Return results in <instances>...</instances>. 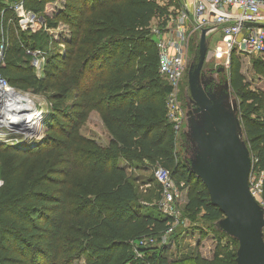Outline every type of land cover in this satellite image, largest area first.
<instances>
[{
	"label": "trees",
	"instance_id": "obj_1",
	"mask_svg": "<svg viewBox=\"0 0 264 264\" xmlns=\"http://www.w3.org/2000/svg\"><path fill=\"white\" fill-rule=\"evenodd\" d=\"M47 1L22 0L25 9L43 17L46 28L56 27L60 18L68 24L71 37L62 40L65 50L50 53L43 76H37L26 48L43 49L49 42L58 46L60 41L48 40L42 25L35 24L8 41L0 65L10 86L50 91L52 101L43 138L28 145L0 142V264L65 263L84 253L92 264H113L127 248L130 252L119 264H168L149 240L163 239L173 217L140 202L142 183L119 159L129 166L134 160L164 164L171 176L185 178L186 211L202 210L204 218L217 220L222 210L204 189L195 187L192 173L186 174L177 160L166 118L170 88L159 77L149 26L163 17L165 8L154 0H75L66 2L65 12L49 18L40 14ZM8 20L0 16V41L9 39ZM234 55L231 86L239 100L253 169L264 172V91L246 88ZM259 109L261 114L253 116ZM91 110L100 114L110 134L106 147L76 138ZM77 173L84 175L83 187L73 182ZM150 181L156 182L160 196V184L154 176ZM68 185L72 192L66 190ZM233 252L226 253L229 264H236ZM184 264L218 263L196 255Z\"/></svg>",
	"mask_w": 264,
	"mask_h": 264
},
{
	"label": "rangeland",
	"instance_id": "obj_2",
	"mask_svg": "<svg viewBox=\"0 0 264 264\" xmlns=\"http://www.w3.org/2000/svg\"><path fill=\"white\" fill-rule=\"evenodd\" d=\"M0 15L12 16V22L8 30L9 39H5L6 43L15 38L22 29L19 27L18 17L13 16L11 9L12 1L14 0H0ZM75 0H50L45 3V7L41 15H47L49 18L65 12L67 6L66 2L74 4ZM157 4L165 8L166 13L163 19H154L150 23V30L155 26L165 25V19L170 22L174 19L176 14L181 10L183 2L187 0H154ZM8 4V5H5ZM4 12V14H2ZM168 15H170L168 17ZM14 20V21H13ZM60 18L56 27L49 28L45 31L48 35V40L53 39L58 46L49 42L43 47L47 50V59L50 58V53L55 49L59 52L65 50L64 38H70V28L68 24ZM35 25V24H33ZM44 31V30H43ZM38 32V33H37ZM151 32V31H150ZM41 35L42 31H36ZM153 40L157 41V37L151 32ZM221 34L216 32L213 36L206 38L204 49L200 50L199 39L200 34H196L190 39L187 47L185 70L183 77L179 83L178 91L176 94L177 106L179 111L177 113L178 121L177 127L175 121L168 120L175 139V151L177 160L184 166L183 170H189L192 173L194 185L197 189H204L207 193L209 201L214 203L222 210V216L217 220H210L203 217L202 210H189L186 211V204L188 202V189L189 183L185 178L180 175H173L174 188L176 197L173 201V230L175 234L164 235L163 239L154 240L149 244L155 245V251L163 254L168 264H184L187 262L188 257L199 256L202 259L213 262L217 261L218 264H229L230 259H226V253L233 252L237 264L238 249H239V214L236 212L233 204V199L229 197L231 193L239 191V172L237 169V162L232 153L230 144L227 137L219 130L215 122L214 116L224 121L230 140L235 144L244 164L248 171V191L252 198L253 206L256 209L259 217L264 223V205L260 203L262 199L258 195H252L251 185L255 182H261V175L258 172L251 173L252 156L249 144L244 132V125L239 108V100L231 86V62L228 64L223 59H217L214 50L220 41ZM30 49V48H29ZM204 53L205 58L202 64L200 73L196 80L197 92L200 100L198 101L189 91V77L194 73L201 55ZM235 56V60L239 63L240 73L243 76V82L252 91H264V54L263 55H240ZM29 58V57H28ZM45 61V63H46ZM30 63V62H29ZM44 63V66H45ZM160 75V74H159ZM37 76H43L42 72ZM167 85L165 78L159 76ZM14 90L22 95H25L32 100L41 116H34L32 113L25 121H29L31 126L30 135L24 136L23 134L13 130L7 124L11 121L16 122V118L7 115V122L1 120L0 124V142L5 144H13L21 142L24 145L34 144V142L45 136V116L50 111L52 101L50 91L33 93L30 89H20L13 87ZM69 104V102H66ZM208 104L211 110H207L205 105ZM261 114V109L253 113V116ZM2 118L6 120L1 112ZM10 116V117H9ZM167 116V109H166ZM167 118V117H166ZM65 118H61L60 122L65 123ZM37 124L36 127H33ZM76 138L81 140H89L95 143V146L106 147L110 134L101 118L100 114L91 110L87 114L85 120L79 125L76 133ZM127 172L136 176L140 181L139 193L141 194L140 202L146 206H159L161 194L159 196V189H157L156 182L149 183V179L153 178L154 169L153 165L145 160L132 161V165L124 161L123 158L119 159ZM164 165V164H163ZM162 165V166H163ZM171 171V170H170ZM187 174V172H186ZM83 174L77 173L73 182L79 187H83L86 183L83 179ZM264 176V175H263ZM262 176V180H263ZM2 182L0 181V185ZM73 189V188H72ZM71 187L68 185L67 189L72 192ZM263 201V200H262ZM264 202V201H263ZM261 219V220H260ZM261 225V224H260ZM262 226V225H261ZM264 248V231L263 226L258 230ZM130 252L126 249L123 254L118 256L119 262ZM45 257V256H44ZM89 256L84 253L72 258L70 262L56 263V264H92L88 261ZM44 259H47L46 257ZM148 264V263H145Z\"/></svg>",
	"mask_w": 264,
	"mask_h": 264
},
{
	"label": "built area",
	"instance_id": "obj_3",
	"mask_svg": "<svg viewBox=\"0 0 264 264\" xmlns=\"http://www.w3.org/2000/svg\"><path fill=\"white\" fill-rule=\"evenodd\" d=\"M17 11H21L18 18L19 26L28 29L33 24L42 25L44 31H49L43 22V17L23 7V2L14 4ZM170 15H168L169 17ZM163 19V18H162ZM165 19V25L155 26L151 29L157 37L158 73L165 78L170 90L166 95L167 119L175 121L177 127L179 107L176 94L179 83L185 70L187 47L190 39L202 30L220 32L221 38L215 47L214 54L217 59H223L226 64L230 62L232 53L240 55L264 54V0H187L182 3L181 10L170 22ZM250 24V25H249ZM255 24V25H252ZM7 48L6 40L0 41V65L4 60ZM26 55L35 72H43L47 59V50L26 48ZM0 87L3 92L12 90V86L0 74ZM253 169V158L251 173ZM261 182L251 185L252 195L262 194ZM161 186V200L159 202L162 213L172 216V204L176 197L174 181L168 169L156 165L153 174ZM261 206L264 202L260 201ZM264 213V208H263ZM173 217V216H172ZM173 231L171 226L167 233ZM264 231V225H263ZM150 242L153 240L150 239ZM145 244L144 241L140 242Z\"/></svg>",
	"mask_w": 264,
	"mask_h": 264
},
{
	"label": "water",
	"instance_id": "obj_4",
	"mask_svg": "<svg viewBox=\"0 0 264 264\" xmlns=\"http://www.w3.org/2000/svg\"><path fill=\"white\" fill-rule=\"evenodd\" d=\"M250 25V24H249ZM255 25V24H252ZM206 39V30H202L200 33L199 39V47L200 50L204 49ZM205 55L204 53L201 55L197 68L194 73L190 74L189 77V91L192 96H194L198 101L200 100L196 87V80L200 73L202 64L204 62ZM3 90L0 87V107H2V98ZM23 103V102H22ZM23 108L15 111L14 113L18 116L15 121H11L7 124V128L10 126L13 130H17V132L23 134L24 136L30 135V129L28 125H26V118L30 117L32 113L35 116H41V112L38 111L35 104L33 106H28L27 103L25 105L22 104ZM207 110H211L208 104L205 105ZM215 122L219 127V130L225 134L230 144L232 153L237 162V169L240 175L239 178V191L237 193H231L229 195L230 198L233 199V204L235 206L236 212L239 214L238 218V234H239V249H238V259L237 264H264V248L262 246V240L259 235V229L264 225L263 221L259 222V217L256 209L254 208L252 202V198L250 197L248 191V171L244 167L242 158L235 146V144L230 140L229 133L226 128V124L224 121L219 119L217 116H214ZM0 122H1V113H0ZM0 127L2 125L0 124ZM214 204V203H213ZM262 226H261V225Z\"/></svg>",
	"mask_w": 264,
	"mask_h": 264
},
{
	"label": "bare ground",
	"instance_id": "obj_5",
	"mask_svg": "<svg viewBox=\"0 0 264 264\" xmlns=\"http://www.w3.org/2000/svg\"><path fill=\"white\" fill-rule=\"evenodd\" d=\"M3 94L4 95L2 98H5V99L1 100L2 101V105H1L2 107H0V113L2 112L4 117L6 118V120H5L4 118H2L3 116H1V120L5 121V122H7V120H8L7 115L9 113H10V116L12 117V120H14L13 117L14 118L18 117L14 112L23 108V107H21L22 104L25 103V105H26V103H27L28 106H33L34 100H32L31 98H29L25 95L19 94L16 91L8 90V91L3 92ZM26 119H28V118H26ZM25 123H26V125L31 126L29 121H25ZM36 126H37V124H34L33 127H36ZM30 132H31V130H30Z\"/></svg>",
	"mask_w": 264,
	"mask_h": 264
},
{
	"label": "crops",
	"instance_id": "obj_6",
	"mask_svg": "<svg viewBox=\"0 0 264 264\" xmlns=\"http://www.w3.org/2000/svg\"><path fill=\"white\" fill-rule=\"evenodd\" d=\"M20 0H14V1H12V4L10 5L11 6V9H12V12H13V16L14 15H16L18 18H19V16L21 15V11H17L15 8H14V4L15 3H17V2H19ZM0 3H5V2H1L0 1ZM5 5H8V4H5ZM2 14H4V12H2ZM1 16V15H0ZM7 18H12L13 19V17L12 16H7ZM12 19H9L7 22H6V26H7V29H8V27L9 26H11L10 24H9V22H12ZM14 21V20H13ZM20 27V26H19ZM21 28V27H20ZM7 33H8V30H7ZM216 32L215 31H210V32H208V33H206V38H208V36L209 37H211V36H213L214 34H215ZM7 38V37H6ZM206 40V39H205Z\"/></svg>",
	"mask_w": 264,
	"mask_h": 264
}]
</instances>
